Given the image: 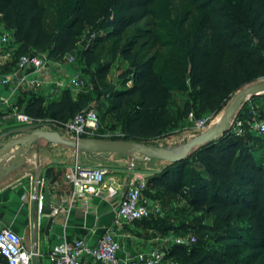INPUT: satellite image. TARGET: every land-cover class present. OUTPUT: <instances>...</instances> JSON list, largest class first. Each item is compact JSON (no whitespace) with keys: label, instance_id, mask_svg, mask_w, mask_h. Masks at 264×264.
<instances>
[{"label":"trees","instance_id":"obj_1","mask_svg":"<svg viewBox=\"0 0 264 264\" xmlns=\"http://www.w3.org/2000/svg\"><path fill=\"white\" fill-rule=\"evenodd\" d=\"M172 1L176 0H0V21L16 46L15 57L46 54L61 60L75 51V60L77 35L85 29L88 37L95 36V45L111 42L110 51L129 63L119 78L120 84L130 81L131 86L113 91L110 97L122 140L156 145L176 123L169 106L173 91L193 92L195 104L186 101L181 108L180 118L185 119L190 113L218 114L237 92L264 80V0H177L185 4L192 21L179 34L169 22ZM57 5L62 12L56 29L49 32L45 18ZM148 18L154 28L142 30L138 24ZM188 20L184 15L180 25ZM80 57L83 72L91 75L90 66L99 62V55L83 49ZM108 68L103 63L98 77L83 76L89 90L75 99L69 90L56 101L33 97L21 102L24 113L33 123L71 120L101 94L95 82L106 79ZM263 96L251 97L232 118L243 122L241 136L228 131L194 147L184 160L166 162L147 178L144 197L152 189L179 196L186 207L212 216L218 225L211 247L196 245L194 237L191 245L174 243L164 261L264 264V159L250 146L255 136H264L250 126L252 118H264V105L255 110ZM191 160L202 171L191 168ZM153 217L140 221L159 235L187 227L181 220L175 227ZM0 264H7L1 255Z\"/></svg>","mask_w":264,"mask_h":264},{"label":"crops","instance_id":"obj_2","mask_svg":"<svg viewBox=\"0 0 264 264\" xmlns=\"http://www.w3.org/2000/svg\"><path fill=\"white\" fill-rule=\"evenodd\" d=\"M61 60L63 75H75L79 79H84L75 68L74 61L68 65L66 60ZM12 69L13 64H7L2 73L7 74ZM53 88L50 86L36 89L28 84H22L17 89L0 86V135L22 126L17 125L13 118L14 113H24L22 101H28L33 97H42L45 101L58 100L63 91L55 94ZM69 91L74 99L80 93ZM30 125L46 131H57L61 137L69 139L62 126L47 124L44 120H37ZM38 144L39 148L30 151L20 169L0 180V228L11 227L22 237L26 249L37 252L38 256L33 264H51L47 257L49 249L63 241L71 243L84 239L92 246L106 228H111L115 234L119 244L118 256L121 259L164 240L150 237L151 234L158 232L145 222L125 224L118 221L114 210L117 198L101 199L91 196L71 202V189L63 177L64 172L76 160L84 167L103 166L114 177L123 178L132 173L147 179L159 169L149 173L143 169L146 167L139 166L154 159L134 160L131 155L88 154L43 140H39ZM36 180L38 183H35ZM54 209L58 211L53 213ZM82 264L102 263L86 257Z\"/></svg>","mask_w":264,"mask_h":264},{"label":"built area","instance_id":"obj_3","mask_svg":"<svg viewBox=\"0 0 264 264\" xmlns=\"http://www.w3.org/2000/svg\"><path fill=\"white\" fill-rule=\"evenodd\" d=\"M16 46L9 33L0 36V86L17 89L22 84L40 89L53 86L52 91L57 94L64 90L87 92L89 87L84 79L77 76L62 74V60L50 59L46 54H21L15 57ZM71 64L73 57L67 55L63 58ZM7 64H13V69L3 74ZM17 125H30L33 119L25 113H14ZM188 118L194 120L197 133H203L208 127L207 119H194L192 113ZM45 123L62 126L69 139L102 138L105 133L101 130L100 118L94 107H87L77 113L71 120L59 123L54 120H44ZM251 129L257 134H264V122L252 118ZM229 131L239 137L243 134V122L234 118L230 121ZM64 180L71 189V202L75 199H87L91 196L101 199H118L114 207L118 221L133 224L137 221L157 216L160 208L149 204L144 199L147 179L127 174L123 178L114 177L103 166L84 167L75 162L64 172ZM38 183V180L35 181ZM58 209H54L56 213ZM191 243L195 238L189 239ZM173 242L185 244L183 240L165 238L157 245L139 253L121 259L118 256L119 244L111 228H106L98 237L96 243L89 246L84 239L71 243L61 242L53 245L47 257L51 264H82L88 257L102 264H163L166 257L165 243ZM0 255L7 264H33L38 256L35 250H28L22 243V237L11 227L0 228Z\"/></svg>","mask_w":264,"mask_h":264},{"label":"rangeland","instance_id":"obj_4","mask_svg":"<svg viewBox=\"0 0 264 264\" xmlns=\"http://www.w3.org/2000/svg\"><path fill=\"white\" fill-rule=\"evenodd\" d=\"M186 8L185 4L180 1H172L170 4V12H169V22L171 26L174 28V31L177 33L181 29H186L188 25H192L191 16H187L185 13ZM62 12L61 5H57L54 10L49 12L46 15L45 18V27L49 32H53L56 29V23L60 16V13ZM185 15L187 19H189L184 25L181 24V18ZM153 21V20H152ZM149 18L139 23V27L142 28V30L145 29H153L154 25H152V22ZM3 24L0 21V36L5 33ZM87 33H89L88 29L82 30L77 35V58L74 60L73 63H76L75 68H79L80 70L85 69L83 59L80 57V52L83 49H93L97 52V54L100 57L99 62L96 64H93L90 66V72L91 75L89 76H97L98 70L100 66L103 63H108L109 68L107 72L106 79L104 81H99L97 78L95 84L98 86V91L101 93L100 95H95L94 101L89 105L90 107H95L99 113V116H101V128L102 131L105 133L104 137L99 139H110L116 138V140H122V134L121 129L118 121L116 120V114L110 109L111 107V95L112 92L115 90L124 89L131 86V82L128 81L124 86L121 83V79L119 78L120 73L122 71L126 70L129 67V63L124 61L118 54L112 53L111 48V42L108 40L104 42H100L95 45L94 39L95 36L88 37ZM179 34V33H177ZM98 35H103L102 33H99ZM152 41H150L151 43ZM83 76L85 78H89L88 74H85L83 72ZM98 77V76H97ZM193 93V92H192ZM192 93L190 91L181 92L178 90L173 91V96L170 101V108H174L175 115L173 118L176 120L175 124H172L170 128H168L165 132V134H168L167 137H163V139H160L159 143H156V145L163 147L167 150L180 153L183 151V149L186 147V145L196 136L199 135L197 133L196 129L194 128V120H190L189 118L181 119V108L186 103V101H190L192 105L195 104V100L192 97ZM189 94L191 96H189ZM264 94V93H263ZM47 102L50 101L49 99L46 100ZM264 105V96L262 99L258 100L256 102V111H258V108H261V106ZM88 106V107H89ZM226 108V107H225ZM224 108V109H225ZM224 109L219 112L218 114H202L200 116H196V119H207L208 120V128L215 126L218 121L220 120ZM178 118H177V117ZM44 120H50V119H44ZM264 122V118L262 119ZM48 124V123H47ZM244 125H247V122L244 123ZM206 129V130H207ZM205 130V131H206ZM201 134V133H200ZM115 140V139H114ZM148 144V143H147ZM251 150L256 152L259 157H262L264 159V136H255V141L250 145ZM82 152V151H81ZM134 160L136 159H143L144 157L138 154H131ZM166 165L165 161L162 160H156L154 159L152 162H148V164H143V166L139 167H146L143 168L144 170H147L149 173L160 170L163 166ZM189 165L191 168H193L196 171H202V167L200 164L197 163L195 160H191L189 162ZM150 175V174H149ZM149 194L151 196L149 197ZM147 197H144L147 203L155 204L158 208H160V214L153 217V219H157V221H164V224L166 225H180V222H185L186 228L171 230L167 231L165 235H159L160 233H153L150 235V237H159V238H168V239H179L183 240L186 245H191L190 238L195 237L197 239L196 245H199L201 247L209 248L212 246L211 239L215 235L218 225L216 224L214 218L212 216H209L203 212H196L190 207H186V204L184 201L181 200L179 196H172L168 197L164 195L161 191H155L150 190L147 192ZM179 218H176V217ZM181 220V221H180ZM184 225V224H183ZM179 227V226H178ZM170 229V228H168ZM173 242H167L165 243L166 250H170L171 246L173 245ZM163 264H183L180 260L175 261H167L165 260Z\"/></svg>","mask_w":264,"mask_h":264},{"label":"water","instance_id":"obj_5","mask_svg":"<svg viewBox=\"0 0 264 264\" xmlns=\"http://www.w3.org/2000/svg\"><path fill=\"white\" fill-rule=\"evenodd\" d=\"M69 55L74 57L75 51H71ZM263 93L264 80L237 92L227 104L218 123L193 138L180 153L167 150L158 145L135 141L98 138L65 139L57 131H46L35 128L33 125H22L0 135V180L25 164V157L30 151L39 148V140L47 143L62 144L88 154H138L145 159L162 160L168 163L180 162L187 157L194 147L213 142L227 133L230 128V121L240 108L251 97Z\"/></svg>","mask_w":264,"mask_h":264}]
</instances>
